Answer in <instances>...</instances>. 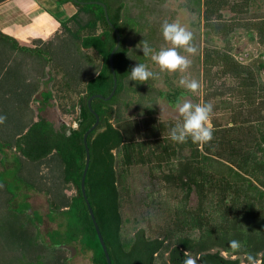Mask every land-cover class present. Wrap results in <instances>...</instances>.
Segmentation results:
<instances>
[{
	"label": "trees",
	"instance_id": "obj_1",
	"mask_svg": "<svg viewBox=\"0 0 264 264\" xmlns=\"http://www.w3.org/2000/svg\"><path fill=\"white\" fill-rule=\"evenodd\" d=\"M7 1L0 0V5ZM54 1L59 5L72 4L77 10L61 23L60 33L52 40L59 41L56 47L59 53L61 47L68 46L70 50L71 44L81 45L78 51L82 55V69L74 67L76 63L67 67L68 77L75 80L82 77L78 80L79 86L72 88L78 92V100L64 108L68 114L77 110V116L72 123L64 121L59 125L45 117L48 108L55 107L56 95L51 90H40L49 74L31 77L33 86L22 97L35 102L37 121H31L30 125L29 112L25 113L28 125L13 137L15 141L9 146L4 136L7 132L0 129V145L16 153L18 162L22 163L20 169L24 159L39 165L56 156L63 182L73 187L76 194L63 201L62 208L51 203L46 218L55 222L59 214L65 223L61 229L47 234L48 244L40 230L45 217L39 212L30 213L32 206L28 195L17 204L21 187L12 190L11 181L4 178V171L1 172L0 264H70L68 259L56 257V253L64 251L61 246L73 244L92 252V264H108L81 191V182L86 165L84 136L96 122L88 100L94 95L109 97L113 91L110 56L117 45V35L102 6L81 4L91 2L106 6L110 22L121 35V46L114 56L117 91L110 101L95 99L92 103L100 123L88 137L91 161L86 177L87 197L112 264H158L159 259L162 264H181L185 252L196 259L197 264L248 263L249 254L256 262L261 259L264 264V80L261 78L264 53L260 62L244 64L232 53L231 45L234 34L243 29L264 48V15L250 14L253 0H187L184 5L198 20L191 26V32L200 52L198 59L207 85L205 103L224 99L227 95L239 100L233 104L227 99L220 104L219 109H230V123L222 127L214 122L212 140L202 144L193 143L190 138L186 143L172 142L169 130L183 120L163 121L155 114L159 98L175 108L190 94L186 89L172 82H169V91L157 88L155 82L161 72L154 70H150L153 78L143 83L146 88L142 85L140 88L139 81L130 79V70L136 64H145L149 69L151 54H143V41H147L154 52L170 45L162 36V24L171 23L170 17L176 13L170 7V0ZM226 10L234 13V17L227 19ZM201 36L206 46L201 45ZM214 37L223 40L226 46L214 45ZM52 41L28 48L0 30V76L3 66L24 62L25 57ZM54 77L51 75L50 84L55 82ZM227 77L236 81L235 88L218 87L217 80ZM133 83L139 85L135 92L140 97L145 96L155 109L142 107L146 105L144 102L133 99L140 113L125 118L123 110L129 106L116 107L115 99L134 88ZM36 91H40L39 97L33 99ZM57 96L61 100L69 98L63 90ZM138 165L160 170L167 168L164 181L184 192L173 214V223L160 236H149L145 228L138 229L130 238L123 235L125 175ZM19 172L15 177L25 181L19 177ZM194 192L198 196V206L191 210L189 203ZM233 239L241 243L239 252L229 247Z\"/></svg>",
	"mask_w": 264,
	"mask_h": 264
},
{
	"label": "rangeland",
	"instance_id": "obj_2",
	"mask_svg": "<svg viewBox=\"0 0 264 264\" xmlns=\"http://www.w3.org/2000/svg\"><path fill=\"white\" fill-rule=\"evenodd\" d=\"M186 1L187 0H170V7L176 12L175 15H171L172 17L170 18H172L171 23H179L181 26L191 31V26L197 24L198 20L190 10L184 7ZM250 12L251 15H264V0H253ZM59 14L61 13H57V15ZM234 15L235 14L229 10L225 11L227 19L233 18ZM61 17L63 19V16ZM213 39L214 45L217 47L224 48L226 46L223 40L217 37ZM200 41L201 45L206 46V42L204 44V36H201ZM58 43L59 41L56 40L39 51L33 52L32 55L29 54L22 63L15 61L14 63H9L5 67L3 66L2 75L0 76V81L3 79L2 84H0V117L4 119L3 123H0V129H3V132H7V134H4V136H7V146H9L10 142L15 141L13 138L14 136L17 137V135L27 127L28 123L26 119H24L25 113L27 114V112H29L30 125L32 124L31 121H37V112L34 110L36 107L35 102L33 100L29 101L27 97L25 99L22 97L27 95V90L33 86V83L30 81L31 77H39V75L42 77L45 74H49L45 77V82L40 90H51L56 95L54 101L55 107L48 108L44 113L45 117L55 122L63 120L67 123H72L77 116V110L68 114L64 111V108L73 103H77L78 100L79 94L72 88L74 86H79L78 83H80V81L78 80L82 77L77 80L68 77L69 72L67 67L76 63L74 67L78 70L82 69V55L80 51H78L81 45L79 43L71 44L70 50L67 49L68 46L61 47L62 50H60L59 53L58 48H56ZM193 44L196 47V42L194 40ZM231 45L233 47L232 53L244 64L260 62L264 53V48L256 39L253 41L248 32L243 29L234 34ZM169 47H171V44L168 45V48ZM178 52L181 55L187 56L191 61L190 67L185 72H161L159 66L150 60L149 70L161 72V76L157 79L155 85L163 91H169V82H172L174 86L184 88L179 83L181 78L186 80L195 79L200 84L198 92L196 94L189 92L190 94L183 97L180 104L182 105L184 100L187 99L194 105H202L205 103L207 85L206 82L204 83L202 67L198 59L200 52L198 49L195 55H189L183 49H178ZM65 53H67V55ZM90 53L94 55L92 51ZM47 63H49L48 66H46ZM84 63L87 64L85 61ZM8 68L9 70H7ZM76 73L77 70H74V74ZM51 75L55 76V82H53V84L49 83ZM261 78L264 80V71H261ZM62 80L64 81L62 82ZM139 85L141 88L143 83ZM139 85L137 86L136 84V87L135 83H133L132 86H135L134 88L131 87L127 92L121 96L119 95V97L115 99L116 107L122 105L127 108L129 106L127 110H123V116L125 118L138 116V113H140L139 110H141L138 109L136 104L138 100L146 104L144 106L142 105V107L148 106L150 109H155L154 104L152 103L151 105L150 102H147L145 96L144 98L140 97L139 94L135 92L139 88ZM217 85L218 87L224 88L223 90H226L228 88H235L236 81L231 77L222 78L217 80ZM60 87L69 98H64L63 100L58 98L57 95L59 91H62L59 90ZM143 88H146V86H143ZM39 92L36 91L37 94L34 95L33 99L39 97ZM133 99L137 101L132 102ZM227 99L231 100L233 104L239 101L237 97L230 95H227L224 99L209 101L214 109L210 116L212 125L216 122L222 127H225L230 123L232 116L230 109H219L220 104ZM155 114L163 121L171 120L179 122L183 120L179 115L178 109L170 106L167 100L161 98H159L156 103ZM32 116L33 118H31ZM16 117L21 118L18 120ZM12 139L14 140L12 141ZM3 145L4 144L0 145V147H2L0 148V158H2L0 160V173H3V171L5 172L3 176L5 179L11 181L12 190L16 191L21 187L18 191L17 204L23 201L24 196L28 195L29 202L32 206L30 213L39 212L45 217L44 223L40 226V230L43 238L50 244L47 234L54 230L61 229V225L65 223L63 216L59 214L55 222H50L46 218V215L51 211V203L62 208L64 205L62 204L63 201L65 202V200L74 196L76 190L73 187L65 185L63 182L62 169L56 156H53L47 162L39 165H34L24 159V166L20 169L22 163L18 162L16 153L10 150L9 147L4 148ZM185 154L187 155L188 152ZM20 170L21 172H19ZM168 171L167 168L160 170L156 167L152 168L151 166L138 165L131 168L128 174L125 175V183L122 191L124 218L123 235L125 238L132 237L140 228H145L148 235L151 237L160 236L167 227L171 226L173 223V214L177 206H179L184 192L180 188L167 184L164 181V174ZM16 172H19V177L24 178L25 181L17 179V177H15ZM197 206L198 196L196 192H194L191 196L189 208L194 210ZM68 247L74 250V254L71 250L63 249L64 251L56 253V257L62 260L68 259L70 264H92L91 251H83L79 244H73ZM223 256L230 257V254L223 253ZM232 258L234 259L235 257ZM158 264H162L161 259L158 260ZM242 264L248 263L243 261Z\"/></svg>",
	"mask_w": 264,
	"mask_h": 264
},
{
	"label": "clouds",
	"instance_id": "obj_3",
	"mask_svg": "<svg viewBox=\"0 0 264 264\" xmlns=\"http://www.w3.org/2000/svg\"><path fill=\"white\" fill-rule=\"evenodd\" d=\"M162 36L166 42L171 44L167 49H161L159 52H154L147 41H143L142 51L145 56L151 54V60L159 66L160 71L175 73L177 71L185 72L191 65V61L187 56L181 55L178 49H183L189 55H195L197 49L193 44V34L187 28L179 23L162 24ZM154 76V73L148 69L145 64H136L130 70V79L144 83ZM180 85L187 89L188 92L196 94L200 88V84L195 79L186 80L181 78ZM180 117L183 122L177 123L169 130V138L174 143H186L190 138L193 143H208L213 138V125L211 123V113L213 105L211 103L193 104L185 99L182 105L177 103ZM0 117V123H3ZM229 247L233 252H239L241 243L238 240H230ZM248 264H256L254 256H247ZM181 264H197V260L185 252L184 259Z\"/></svg>",
	"mask_w": 264,
	"mask_h": 264
},
{
	"label": "crops",
	"instance_id": "obj_4",
	"mask_svg": "<svg viewBox=\"0 0 264 264\" xmlns=\"http://www.w3.org/2000/svg\"><path fill=\"white\" fill-rule=\"evenodd\" d=\"M76 11L74 5L54 0H9L0 5V30L21 46L35 48L51 42L60 33L61 23Z\"/></svg>",
	"mask_w": 264,
	"mask_h": 264
},
{
	"label": "water",
	"instance_id": "obj_5",
	"mask_svg": "<svg viewBox=\"0 0 264 264\" xmlns=\"http://www.w3.org/2000/svg\"><path fill=\"white\" fill-rule=\"evenodd\" d=\"M73 1L76 2V3H78L77 0H73ZM81 4L82 5H85V4H94V5H100V6H102L104 8V10H105V15H106V19H107L108 23L111 25L112 28H114L115 33L117 35V45H116L115 49L113 50V52H112V54L110 56V65H111V69H112L113 77H114V87H113V91H112V93L110 94L109 97H103L102 95H94V96H92L88 100V107H89L90 111L92 112V114L95 116L96 122L92 126V128H90L87 131V133L84 136V145H85V149H86V165H85V170H84L83 177H82V182H81V191H82V194H83V196H84V198L86 200L87 206L89 208V212H90V215H91L92 220L94 222V225H95L97 234L99 236L100 242L102 244L103 250L105 252L107 262H108V264H112L111 259H110L109 252L107 250V247H106V244H105V241H104V238L102 236V233H101L100 228H99V225H98V223L96 221V218H95L93 209L91 208L90 202H89L88 197H87V193H86V177H87V173H88V169H89L90 161H91L90 149L88 147V137H89V135L92 132H94L96 130V128L99 126V123H100V116L94 111L93 106H92V103H93V101L95 99H101V100H105V101H110L114 97V95H115V93L117 91V88H118V80H117V75H116L115 66H114V56H115L116 52L119 50V48L121 46V35H120V32L110 22L109 15H108V10H107L106 6L103 3H100V2H91V3H81ZM61 248L71 250L73 252V254H74V250L71 249L70 247L61 246Z\"/></svg>",
	"mask_w": 264,
	"mask_h": 264
},
{
	"label": "flooded vegetation",
	"instance_id": "obj_6",
	"mask_svg": "<svg viewBox=\"0 0 264 264\" xmlns=\"http://www.w3.org/2000/svg\"><path fill=\"white\" fill-rule=\"evenodd\" d=\"M62 122H64V121H63V120H60V121H58L57 124L59 125V124L62 123ZM261 263H262V260H261V259H260L259 261L256 262V264H261Z\"/></svg>",
	"mask_w": 264,
	"mask_h": 264
}]
</instances>
